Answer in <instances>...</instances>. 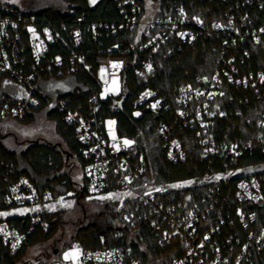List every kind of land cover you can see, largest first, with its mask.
Wrapping results in <instances>:
<instances>
[{"label":"built area","instance_id":"obj_1","mask_svg":"<svg viewBox=\"0 0 264 264\" xmlns=\"http://www.w3.org/2000/svg\"><path fill=\"white\" fill-rule=\"evenodd\" d=\"M114 1L122 15L118 29H135L133 41L129 45L117 41L105 49H96L93 62L85 59L83 52L72 49L63 54L52 52L51 45L66 43L56 28L36 14L0 4V74L26 90L23 99L0 101V123L22 118L28 108L46 101L62 112L65 128L76 136L87 190L91 194L102 193L112 182L116 191L124 195L123 199L139 202L136 209L123 212L122 221L114 231L98 235L99 246L81 248L76 261L44 260L43 264H141L133 250V245L143 247L141 225L149 229L159 245L174 244L177 254L170 264H262L264 168L261 165L264 163L237 165L243 150H251L254 143L218 140L213 104L222 92L223 80L251 90L264 103V72L262 69L241 71L233 54L227 58L220 55L217 69L199 76L193 83L177 86L172 111H166L165 96L149 83L156 78L153 55L164 45L172 52L177 41L191 44L198 37L213 33L225 53L246 40L264 41V0H229L222 18L209 24L198 15L189 14L182 5L176 6L172 13L161 14L153 0V12L144 15L145 0ZM85 16L84 13L75 16V24L68 29V36L76 45L81 39L80 24ZM102 26L101 21L90 23L94 37ZM128 68L146 83L134 97L138 107L135 113L148 111L159 116L157 129L163 139L166 160L172 164L186 160L187 153L177 130L190 127L197 139V153L211 172L200 179L154 183L144 172L141 153L137 164L131 161L134 144L126 145V139L111 134L109 128L114 129L115 124L109 123L108 128L107 119L100 122L96 116L99 99L109 98L113 104L123 99L126 91L123 77ZM81 72L92 73L98 84L97 91L89 89L85 108L71 104L68 97L49 96L36 87V81L41 78ZM115 78L119 79L121 89L107 92L108 83ZM84 85L90 87L88 83ZM258 123H264V113ZM257 141V147L264 153L261 133ZM194 183L213 186L187 206L173 191ZM53 202L49 189L39 191L23 175L8 181L4 204L7 208H24L26 212L11 216L17 217L21 226L9 220L11 217L0 218V241L12 253L16 252L31 230L47 228L48 222L42 214L49 211L47 208Z\"/></svg>","mask_w":264,"mask_h":264},{"label":"trees","instance_id":"obj_2","mask_svg":"<svg viewBox=\"0 0 264 264\" xmlns=\"http://www.w3.org/2000/svg\"><path fill=\"white\" fill-rule=\"evenodd\" d=\"M142 1V0H141ZM158 3L159 13H172L174 8L182 5L191 15H198L206 24L221 19L223 11L229 7V0H155ZM66 7L61 10L58 8H45L36 12V14L47 21L51 28H56L66 43L51 45L52 52L65 53L69 50L83 52L85 59L93 62L92 55L96 49H105L113 43L121 42L129 45L133 41L135 29H118V23L122 18L119 13L118 5L114 0H99L93 6H90L88 0H66ZM84 13L86 16L83 23L80 24L82 31L81 39L76 45L68 36V29L75 24V16ZM101 21L103 26L99 29L97 36H93L90 23ZM106 25V26H105ZM219 36V35H218ZM172 52L167 51V46L153 55L155 57L156 78L150 81V85L158 90L166 98V111H172L174 105V95L177 86L180 83L195 82L203 74H210L219 67L218 56L223 55L226 58L233 54L235 65L241 71L261 70L264 72V41L255 43L252 40H246L236 47H231L223 52L220 46V40L213 33L202 35L195 39L191 44L175 42ZM8 77V76H7ZM5 75L0 74V101L5 99H23L26 96L25 87L19 85L25 93L13 96L3 91V86L7 79ZM126 86V95L117 104L109 98L99 99V110L96 116L103 122L105 119L114 120L115 133L131 141L136 147L130 155L133 163H138V155L141 153L145 169L144 172L154 183H173L183 179H200L206 172H211L207 163L199 157L198 143L195 139L194 131L190 127H183L177 130L181 144L184 147L187 157L184 162L172 164L164 156L163 139L158 134L157 121L159 116H155L148 111H141L140 115L135 112L138 109L133 100L137 92L143 88L146 83L143 79L136 77L128 68L124 74ZM10 79V78H8ZM62 79L60 84L52 85L51 82ZM66 81H63V80ZM11 80V79H10ZM68 80V81H67ZM13 81V80H12ZM39 81H41L39 83ZM222 92L214 101V110H216V137L220 141L243 143L250 141L254 147L243 150L238 159L237 165L247 166L249 164L264 163V153L257 147L259 142L257 136L261 133L264 137V123L259 125L264 113V103L260 102L251 90L243 89L240 86L223 80ZM14 82V81H13ZM43 82L45 84H43ZM88 83L90 87H85ZM17 84V83H16ZM43 84V85H42ZM42 86L53 90L60 88L56 93L50 94L41 89ZM98 84L92 73L85 72L79 74H66L60 77L49 76L36 81L37 89L44 91L49 96L68 97L70 103L87 106L86 97L90 91H97ZM89 89H91L89 91ZM76 90L78 93H76ZM28 110H45L46 115L53 119V131L55 135L63 142L67 152L74 158L81 174L82 182L79 188H74L73 183L67 173L64 171L65 153L52 145L33 142L20 150L8 148L0 139V210L7 208L4 204L7 182L17 176L23 175L30 179L35 187L41 191L49 189L53 200L66 196L69 192L74 195L91 194L84 184L82 173L83 160L79 153V144L76 136L71 130L65 128L63 114L53 105L46 101L40 102L38 107H30L26 110L19 120H28L33 117ZM264 143V141H263ZM219 167H214L216 170ZM223 169V167H220ZM233 180L230 179V185ZM211 183H194L183 189L174 190L176 197L184 200V203L190 205L199 194L204 193ZM113 183L103 190L102 193L116 191ZM139 202L132 198H124L109 203V208L99 213V218L104 223L102 230L98 225L88 223L77 228L75 234L70 237L69 242H74L82 248H94L99 246L98 235L111 233L122 221L123 212L136 209ZM136 213V212H135ZM42 216L47 220L46 229L37 227L28 234L20 248L12 253L6 244L0 241V264H15L23 258L26 250L32 244L40 240L47 239L53 234L59 222L60 212L46 211ZM136 214L133 220L136 219ZM9 220L18 222L17 217H11ZM21 226V222H18ZM140 238L143 241V247L139 249L133 245L135 256L141 264H170L172 258L177 254L174 244L161 246L156 243L149 229L141 225ZM264 258V250L260 254ZM45 261H38L35 264H43ZM264 264V261L262 262Z\"/></svg>","mask_w":264,"mask_h":264},{"label":"rangeland","instance_id":"obj_3","mask_svg":"<svg viewBox=\"0 0 264 264\" xmlns=\"http://www.w3.org/2000/svg\"><path fill=\"white\" fill-rule=\"evenodd\" d=\"M88 3L94 4L92 0H88ZM154 3L153 0H145L144 15L153 12L152 6H154ZM0 4L28 13L48 7L63 10L67 2L66 0H0ZM63 81L66 80L64 79ZM5 82L6 84L3 86L4 92L13 96L25 93V90H22L23 88L8 79V77ZM60 82H62V79L53 81L51 84H60ZM43 84L45 83L43 82ZM41 89L46 92L51 91L50 94L61 90L60 88L51 90L45 86H42ZM120 89L121 84L117 78L110 81L107 85V92L119 91ZM28 113L33 115L31 119H9L2 121L0 123V139H2L8 148L17 151L33 142L45 143L61 150L65 153V165L63 169L74 184L73 187L79 188L83 184L82 174L74 158L67 152L63 142L55 135L53 131V119L46 115L45 110H28ZM110 121L112 122L113 119H107L108 128ZM109 129L111 134L115 133L114 129ZM261 167L264 168V165H261ZM185 184L183 183L182 185ZM123 197L124 195L121 192L113 191L110 193H95L80 196L69 192L66 196L57 198L47 208L51 211L56 212L58 210L60 212L59 222L55 231L47 239L40 240L29 246L23 258L15 264H35L40 260L76 261L82 247L77 243H70V237L75 234L77 228L88 223L96 224L102 230L104 223L99 218V213L106 211L109 208V203L112 204L115 201L123 199ZM24 212H26L24 208L11 207L0 211V218L21 215ZM65 253H71L72 255L65 259Z\"/></svg>","mask_w":264,"mask_h":264},{"label":"snow or ice","instance_id":"obj_4","mask_svg":"<svg viewBox=\"0 0 264 264\" xmlns=\"http://www.w3.org/2000/svg\"><path fill=\"white\" fill-rule=\"evenodd\" d=\"M92 2L95 3V0H92ZM137 115H139V113H137ZM109 123L111 124L114 122L110 121ZM124 143L127 145V144H130L131 141H125ZM172 187H178V185H173ZM156 191H161V189H156ZM68 206H70V205H68ZM13 247H15V245H13ZM70 255H72V254L71 253H65V259L69 258Z\"/></svg>","mask_w":264,"mask_h":264},{"label":"water","instance_id":"obj_5","mask_svg":"<svg viewBox=\"0 0 264 264\" xmlns=\"http://www.w3.org/2000/svg\"><path fill=\"white\" fill-rule=\"evenodd\" d=\"M125 95H126V91L123 92V97H125Z\"/></svg>","mask_w":264,"mask_h":264}]
</instances>
